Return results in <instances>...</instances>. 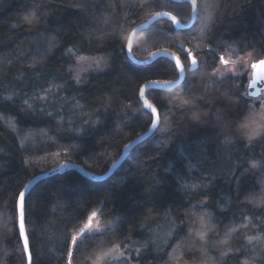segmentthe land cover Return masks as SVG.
Wrapping results in <instances>:
<instances>
[{"label":"trees","instance_id":"16d2710c","mask_svg":"<svg viewBox=\"0 0 264 264\" xmlns=\"http://www.w3.org/2000/svg\"><path fill=\"white\" fill-rule=\"evenodd\" d=\"M197 4L190 29L157 21L136 37L133 55L144 61L167 49L179 56L187 70L182 85L207 123H193L191 112L160 109L157 92L178 97L175 89L147 91L160 110V127L112 178L96 182L68 171L27 195L32 264H68L71 237H82L93 213L102 224L118 227L84 241L87 251L74 253L72 264H92L116 247L128 260L105 264H264V167H252L262 159L264 144L245 147L247 141L236 140L229 129V122H243V101L251 108L246 77L211 75L227 52L264 48V0ZM26 11L35 12L40 23H25ZM160 12L183 24L192 19L191 4L170 0H0V264H28L18 194L31 180L67 163L104 174L125 145L151 127L137 114L143 109L139 88L177 81L179 69L168 58L136 64L119 45ZM158 30V38L146 39ZM181 47L200 62L195 75L192 57L185 59ZM80 56H101L106 67L77 83L73 68ZM216 113L223 118L219 125ZM238 185L255 189L256 196L237 200Z\"/></svg>","mask_w":264,"mask_h":264},{"label":"snow or ice","instance_id":"6c2138e0","mask_svg":"<svg viewBox=\"0 0 264 264\" xmlns=\"http://www.w3.org/2000/svg\"><path fill=\"white\" fill-rule=\"evenodd\" d=\"M196 2L197 0H192V7H196ZM140 6V5H137ZM157 16L160 14L157 13ZM171 20L173 23L176 21V17L172 16ZM23 21L27 23L28 25H34L40 23V20L35 12H25L23 15ZM156 27V26H154ZM166 31H171V29H164ZM136 30L133 29V33ZM160 36V31H155V32H150L148 36L146 37L147 40H154ZM120 52L123 53L125 56H131L133 55V43H132V37L129 35L126 39V42H122L119 45ZM181 51L184 52L185 54V59H188L189 57H192L191 52L184 50L182 47L180 49ZM72 49L69 48L68 52H71ZM241 52H247V48H242ZM161 53H152V57H156L157 55H160ZM164 55H168L167 49L163 50ZM249 56H254L256 62L251 64L252 68H256L257 66H264V48H262L260 51H253V52H247ZM80 59H85V57H80ZM173 59L174 63H172L173 69L179 68L180 69V77L179 79L175 82V85L173 81L168 80L164 82H157V81H149V83L141 86L139 88V96L143 97L145 95V89H152V90H163L166 88H171L175 87V91L177 93H181V95L177 96H171V97H160L159 93L157 92V97H156V103L160 106V109L168 108L169 111L171 110H177L180 112V114H185L188 112H191V119L193 123H207L206 120L202 118V115L199 111V108L197 106V100L195 98H190L188 97L187 93L185 92L184 86L181 84V81H186L187 79V70L184 68V66L181 64V60L179 56H176L173 54ZM220 63L227 65L229 61L225 60L224 57H220ZM191 64L193 67V75H195L199 71L200 67V62L192 57L191 58ZM240 64L241 67H243V57L240 58ZM100 65L97 63V68H99ZM212 77L215 78L216 73L213 72ZM230 78H235L239 79V73L235 77H224V79H230ZM264 79V77H261ZM224 79H221L219 83L223 84ZM77 83H79V79H77ZM247 93H245L246 95ZM10 99V98H9ZM176 99H179V103H176ZM139 103V100H138ZM169 105L171 107H169ZM261 109H264V101L261 102L260 105ZM247 112V114H245ZM137 114L140 115L142 118L147 117V123L151 124V129H157L160 127V110L156 106V104H153L151 102H148L147 100L144 101L143 103V109H138ZM51 115V113H49ZM239 115L243 117V122L239 123L238 126L235 124H232L229 122V129L231 131V135L236 138V140H246L247 143L245 144V147H248L250 144L253 143V141L264 144V122L262 123H257L255 119V110L249 108L248 102L243 101L242 104L239 106ZM164 120H167V116H164ZM222 116L220 113H216V122L217 124L222 123ZM261 120L264 121V116L261 117ZM150 129V130H151ZM221 134H225L224 129H221ZM226 142L231 143V139L228 138L226 135ZM125 147H128L125 145ZM257 165H260L264 167V153H262V159L260 161H253L252 167L255 168ZM64 165H62L63 167ZM214 179V177H213ZM264 184V181L261 182ZM195 187V185H193ZM244 194L246 197H251L254 198L256 196V190L255 189H243L238 185L236 189V197L237 200H239L240 196ZM18 199H19V207H20V229H19V236L23 237V248L24 251H28L29 249V240L28 236L25 233V222H26V210H25V204H26V193L21 191L18 194ZM249 202H252V199H249ZM15 203L16 201L14 200V211H15ZM201 204L203 205L204 202L202 201ZM93 216L96 214L93 213ZM91 228V226H88ZM117 225H109L104 229V231H101L100 229H96L92 231L91 233L89 232H84L81 230V236L82 239L78 240L76 236L71 237V245L72 248L69 249L68 251V257H69V262L68 264H71V259L74 256V253H83L87 251V248L84 246V241H91L97 239V233L100 235H105L108 231L114 230ZM202 228H206L207 226L202 222L201 223ZM210 231V229H208ZM235 231V229H233ZM200 236L201 240H204L205 237L207 236V231H203L198 233ZM227 236V233H225ZM249 241L251 242L254 239H258L257 237H249ZM226 243V241H225ZM67 247V244L65 245ZM239 251V250H238ZM107 255V254H104ZM221 255H226V253L221 252ZM100 259L101 256L97 255V257L93 260V264H100ZM29 261L31 264V256H29ZM127 264V262H125ZM247 264V262H245Z\"/></svg>","mask_w":264,"mask_h":264},{"label":"water","instance_id":"95a60500","mask_svg":"<svg viewBox=\"0 0 264 264\" xmlns=\"http://www.w3.org/2000/svg\"><path fill=\"white\" fill-rule=\"evenodd\" d=\"M172 2L175 3H189L192 6V0H170ZM197 12H198V4L196 2V7L193 8L192 7V19L188 24H183L176 16V21L175 23H173V21L171 20V17L174 16L171 13H167V12H160L159 16H157L156 14L151 17L148 21H146L145 23L141 24L140 26H138L135 30V32L131 33V37H132V43L134 46L135 43V39L136 37L148 30L154 23H156L157 21L160 20H168L170 22L173 23L174 27L181 31V30H187L190 29L196 21L197 18ZM156 53H161L160 55H157L156 57H152L150 56V58H148L147 60L144 61H140L138 59L135 58L134 55L128 56L133 62H135L136 64L139 65H150L154 62H156L158 59L160 58H168L172 61H174L173 59V54L168 52V55H164L163 54V50L162 51H158ZM182 64V63H181ZM185 68V67H184ZM179 69V68H178ZM191 70H193V67L191 68ZM179 74L180 73V69H179ZM179 75V77H180ZM261 77H264V66H257L256 68H252V79L249 81V86L248 89L249 90H253L252 92H249V96L251 98H258L262 95L263 91H264V79H262ZM158 82V81H157ZM174 81V85H175ZM184 81H181V84ZM175 87H171V88H166L163 89L161 91H172L174 90ZM152 89H145V95L143 97H140L141 99V103L143 105L144 101L147 100L148 102H150L146 96L147 91H150ZM151 127L149 128L148 131H146L145 133H143L142 135L138 136L136 139H134L132 142H130L129 144H127L128 147H125L123 149V152L121 154V156L119 157V159L109 168V170L107 172H105L104 174L98 175V174H94L92 172H88L86 170H84L82 167H80L77 164H73V163H67V164H63L64 166L62 167V165L54 170H51L47 173L41 174L39 176H37L36 178H34L33 180H31L28 185L26 186V188L24 189L23 192L26 193V197L27 195L31 192V190L41 181L57 176V175H62L68 171H78L80 172L84 177L96 181V182H104L110 178H112L115 174V172L120 169V167L126 162V160L129 158L131 152L137 148L138 146L144 144L145 142H147L148 140H150L155 133L158 131L159 128L157 129H151ZM18 211H19V228H20V207L18 206ZM87 229V228H86ZM86 229L84 230V232H86ZM25 233L27 235V229H26V223H25ZM28 236V235H27ZM23 240V237H22ZM29 240V239H28ZM27 252V257H28V264H30L29 261V256H31V251H30V246ZM31 264H32V257H31Z\"/></svg>","mask_w":264,"mask_h":264},{"label":"rangeland","instance_id":"374dc122","mask_svg":"<svg viewBox=\"0 0 264 264\" xmlns=\"http://www.w3.org/2000/svg\"><path fill=\"white\" fill-rule=\"evenodd\" d=\"M80 57H85V59H80ZM77 60L75 67L73 68L75 79H79V82L83 79V77L88 73H98L105 69L106 59L101 56H80ZM225 60L229 61L227 65L221 64L219 65L217 71L215 72L220 78H224L226 76H236L239 73V77H246V86L244 95L249 98L251 109L255 110V119L257 123H262L264 121L261 120V117L264 116V109H261V102L264 101V91L262 95L258 98H251L249 96V92L253 90H249V81L252 79V67L251 64L255 63V57L246 55H240L237 49H233L223 56ZM243 57V67L240 64V58ZM97 63H99L100 67L97 68ZM91 226L89 228L88 226ZM109 225L102 224L101 220L98 218V214L92 216L88 223L82 228L84 231L86 228V232L91 233L96 229H100L104 231L106 227ZM81 232V231H80ZM99 234V233H97ZM82 239V237H78V240ZM107 254V255H104ZM100 255V264H105L109 262H114L115 260L123 259L128 260L129 255H127L123 250L118 247L113 248ZM72 264V262H71ZM93 264V262H92Z\"/></svg>","mask_w":264,"mask_h":264}]
</instances>
